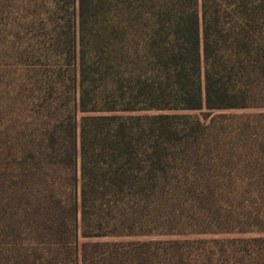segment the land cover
<instances>
[{
	"label": "trees",
	"instance_id": "obj_1",
	"mask_svg": "<svg viewBox=\"0 0 264 264\" xmlns=\"http://www.w3.org/2000/svg\"><path fill=\"white\" fill-rule=\"evenodd\" d=\"M0 264H264V0H0Z\"/></svg>",
	"mask_w": 264,
	"mask_h": 264
},
{
	"label": "rangeland",
	"instance_id": "obj_2",
	"mask_svg": "<svg viewBox=\"0 0 264 264\" xmlns=\"http://www.w3.org/2000/svg\"><path fill=\"white\" fill-rule=\"evenodd\" d=\"M160 238H169V237H160Z\"/></svg>",
	"mask_w": 264,
	"mask_h": 264
}]
</instances>
